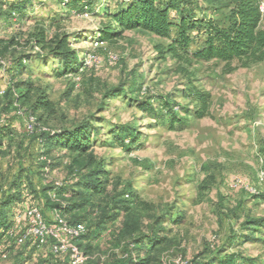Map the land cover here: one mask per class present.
<instances>
[{
  "label": "rangeland",
  "instance_id": "rangeland-1",
  "mask_svg": "<svg viewBox=\"0 0 264 264\" xmlns=\"http://www.w3.org/2000/svg\"><path fill=\"white\" fill-rule=\"evenodd\" d=\"M117 1L94 0L84 9L77 0H30L0 18V90L12 91L0 96V120L14 131L0 154L2 182L23 165H35V187H51V203L47 207L44 198L29 206L49 216L51 205H66L55 188L90 173V159L104 162L107 197L87 208L91 236L80 241L89 264H121L128 251L135 261L147 257L153 242L136 248L131 236H121L127 219L136 223V237L150 235L152 226L161 229L167 240L151 255L154 264H264V226L258 227L264 222V63L194 59L180 65L169 54L161 58L158 47L169 41L142 31L104 42L106 11ZM186 1L198 5L197 15L199 7L221 21L228 14V0ZM41 35L47 42L69 39L78 58L74 73L37 46ZM191 36L189 51L197 53L204 37ZM18 59L28 64L10 81L3 69ZM16 83L34 87L31 103L43 94L54 103L56 115L42 122L52 131L89 127L91 150L78 163L57 148L45 155L46 164L32 159L40 149L16 116L15 107L23 104L10 105ZM196 91L207 95L203 103ZM131 194L139 200H130L129 215L113 210L114 197L129 200ZM107 211L119 216L100 229ZM4 249L0 264L63 263L51 258L47 246L33 254L31 246L14 247L2 257Z\"/></svg>",
  "mask_w": 264,
  "mask_h": 264
},
{
  "label": "trees",
  "instance_id": "trees-1",
  "mask_svg": "<svg viewBox=\"0 0 264 264\" xmlns=\"http://www.w3.org/2000/svg\"><path fill=\"white\" fill-rule=\"evenodd\" d=\"M29 1L10 0L6 2L0 0V4L3 5V9H0V18L13 16L18 7L24 9V5ZM93 1L77 0V5L89 9L93 6ZM262 1L228 0L225 7H223L228 10V14L225 16L224 21H221L215 17H206L207 12H204L201 7L198 9L200 15H197L195 10L198 5L195 2L186 0H119L115 2L113 9H107L106 17L109 21L101 30L100 38L102 41L108 42L114 38L122 37L129 31L149 33L169 41L166 47H158L161 58H164L165 54H169L180 65H192L194 59L216 60L225 64L234 61L244 62L245 65L264 63V30L260 27L262 22L260 4ZM101 12L103 13V11ZM208 12L213 11L209 10ZM23 13L25 14V11ZM172 13H176L178 17L173 16ZM173 30L176 33L175 37H173ZM192 32H197L204 37L203 47L197 53L189 51L193 43ZM37 46L43 50H48L54 59L60 60L62 68H66L72 73L75 72V62L78 58L70 45L69 39L62 38L47 42L45 36L41 35L37 39ZM27 64L26 59H18L10 67H7L6 72L10 74V81L19 79L23 75V70ZM181 71L186 72V69H181ZM15 88L17 90L15 101L10 105L13 107L15 102H22L23 104L21 107H15L16 112L18 109H27L36 115L38 122L43 125L42 122L45 116L53 117L56 115L54 103L45 94L31 103L35 90L31 84L16 83ZM196 92V96L203 103L207 95ZM9 93H12V91H5L4 96ZM24 105L29 106L24 107ZM7 108L8 106L3 111ZM142 109L147 110L149 107L143 105ZM41 111H43V114L38 116ZM198 114L202 116L203 113L199 112ZM24 133L32 142V146L39 147L40 151L44 150V155H48L52 149H62L76 156V163H78L77 161L86 156L91 150L92 138L89 127H79L74 131L60 130L33 136H29L25 131ZM12 134H14V131L7 122L0 123V154L3 152L5 139ZM40 139L43 140L42 144L39 142ZM31 151L33 152V149ZM40 151L32 158L38 163ZM29 154L27 153L28 156ZM40 164H46V162H40ZM90 166L93 168L90 173L82 176L73 185L55 188L57 189V195L66 202V205L54 204L51 205V209H55L66 220L68 218L67 221L71 225L77 223L86 225L85 221L91 214L90 211H86L87 208H95L96 199L107 197V185L104 180L107 173L104 171V162L97 163L92 158L87 167ZM35 172V165H23L13 178L5 183L2 182L4 178L0 176V246L6 249L3 250L2 257L7 256L9 250L14 247H20L17 245V238L22 233L20 226L24 225V222L19 220V216L27 208L33 207L29 206L31 201L45 198L47 207L51 203L48 192L52 191V188L44 185L42 188L37 189L34 180ZM118 197L112 199L113 210H121L127 215L131 213L132 209L130 200H139L134 194L129 196V200L120 199L117 201L116 198ZM42 212L46 219L51 222L52 218L43 210ZM118 216V212L107 211L100 217L97 227L102 229L105 225L116 220ZM259 224L258 227L264 226V222ZM87 230L88 233L83 239L91 236L88 226ZM257 230L255 233L258 232ZM121 232V236L124 238L132 237L131 240L135 243L136 248L146 239L153 242V245L146 251L147 257L145 259L135 261L132 259L131 251H128L127 258L121 264H154L155 259L151 255L163 246L165 240H167L165 237L160 236L161 229L156 232L154 226L151 227V234L147 237L142 235L136 237L137 225L132 219L125 221ZM12 233L13 235H11ZM26 245L31 246L30 252L32 254L39 248L38 244L29 242L21 246ZM6 246L8 247L6 248ZM79 246L81 248L80 243ZM49 253L51 258L57 260V262L62 261L61 258L54 256L50 250Z\"/></svg>",
  "mask_w": 264,
  "mask_h": 264
},
{
  "label": "built area",
  "instance_id": "built-area-1",
  "mask_svg": "<svg viewBox=\"0 0 264 264\" xmlns=\"http://www.w3.org/2000/svg\"><path fill=\"white\" fill-rule=\"evenodd\" d=\"M260 12L264 14V2L260 4ZM6 69L7 66L3 69L4 73ZM4 95L5 91L0 90V96ZM16 116L21 120L23 130L29 136L54 132L39 123L37 116L27 109H18ZM1 122L3 123L4 120ZM39 142L42 144L43 140L40 139ZM38 161H46L43 149L40 151ZM19 220L23 221L24 225L20 226L22 233L17 238V245L36 243L39 248L47 246L54 256L61 258L66 264H89L88 256L79 246L80 241L88 233L85 224L71 225L60 214H56L49 222L42 210L36 206L24 210Z\"/></svg>",
  "mask_w": 264,
  "mask_h": 264
},
{
  "label": "crops",
  "instance_id": "crops-1",
  "mask_svg": "<svg viewBox=\"0 0 264 264\" xmlns=\"http://www.w3.org/2000/svg\"><path fill=\"white\" fill-rule=\"evenodd\" d=\"M51 213H52V215L53 214H58V212H56L55 210H53V211H51ZM47 214V213H46ZM48 215V214H47ZM52 215H49L51 218H53V216ZM55 216V215H54ZM59 263H61V261H58ZM63 262V261H62ZM61 264H66L65 262H63V263H61Z\"/></svg>",
  "mask_w": 264,
  "mask_h": 264
}]
</instances>
